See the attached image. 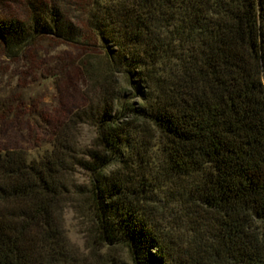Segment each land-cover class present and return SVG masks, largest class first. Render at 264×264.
I'll return each instance as SVG.
<instances>
[{
  "label": "trees",
  "instance_id": "1",
  "mask_svg": "<svg viewBox=\"0 0 264 264\" xmlns=\"http://www.w3.org/2000/svg\"><path fill=\"white\" fill-rule=\"evenodd\" d=\"M81 1L110 64L148 82L143 105L103 99L98 148L80 161L100 238L134 264H264V0ZM22 2L24 16L0 15L4 55L41 33L80 35L59 0ZM126 110L159 132L155 164L142 139L121 155L135 132ZM71 149L65 137L37 158L0 147V264H74L57 213ZM166 184L195 223L183 240L159 222L153 195Z\"/></svg>",
  "mask_w": 264,
  "mask_h": 264
},
{
  "label": "rangeland",
  "instance_id": "2",
  "mask_svg": "<svg viewBox=\"0 0 264 264\" xmlns=\"http://www.w3.org/2000/svg\"><path fill=\"white\" fill-rule=\"evenodd\" d=\"M22 1L0 2V15L24 16ZM59 4L78 24L79 36L65 39L41 33L16 56L4 55L0 45V147L17 145L37 158L56 137H65L73 162L64 173L66 186L57 213L74 264H134L125 244L100 238L90 201V171L80 161L90 159V149L98 148L96 115L103 99L117 96L112 110L126 101L143 105L148 82L141 79L136 86L132 73L110 64L101 38L89 24L87 4L81 0H59ZM123 118L135 132L124 142L121 155L133 159L132 152L142 139L155 164L161 156L159 132L151 121L129 110ZM146 133L156 134L145 142ZM117 165L112 160L104 171ZM171 191V185H162L154 192V205L161 226L176 231L183 240L195 223ZM31 224L34 233L42 231L39 220Z\"/></svg>",
  "mask_w": 264,
  "mask_h": 264
}]
</instances>
